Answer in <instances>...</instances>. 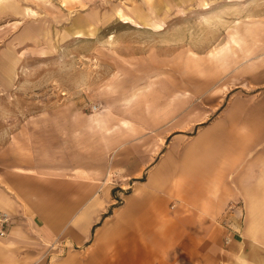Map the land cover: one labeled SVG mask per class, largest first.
<instances>
[{
  "label": "rangeland",
  "instance_id": "rangeland-1",
  "mask_svg": "<svg viewBox=\"0 0 264 264\" xmlns=\"http://www.w3.org/2000/svg\"><path fill=\"white\" fill-rule=\"evenodd\" d=\"M263 93L264 0H0V149L42 126L65 162L133 170L169 127Z\"/></svg>",
  "mask_w": 264,
  "mask_h": 264
},
{
  "label": "crops",
  "instance_id": "crops-1",
  "mask_svg": "<svg viewBox=\"0 0 264 264\" xmlns=\"http://www.w3.org/2000/svg\"><path fill=\"white\" fill-rule=\"evenodd\" d=\"M7 141L0 264H264V93L231 98L192 134L169 127L133 170L65 162L42 126Z\"/></svg>",
  "mask_w": 264,
  "mask_h": 264
},
{
  "label": "built area",
  "instance_id": "built-area-1",
  "mask_svg": "<svg viewBox=\"0 0 264 264\" xmlns=\"http://www.w3.org/2000/svg\"><path fill=\"white\" fill-rule=\"evenodd\" d=\"M8 220H9V216L6 213L3 214V216L0 218V222L1 223H6V222H8ZM0 234L1 235H4L5 234V229L3 227L0 230Z\"/></svg>",
  "mask_w": 264,
  "mask_h": 264
},
{
  "label": "trees",
  "instance_id": "trees-1",
  "mask_svg": "<svg viewBox=\"0 0 264 264\" xmlns=\"http://www.w3.org/2000/svg\"><path fill=\"white\" fill-rule=\"evenodd\" d=\"M208 122V121H207ZM207 122H203V123H201L200 125H204V124H206Z\"/></svg>",
  "mask_w": 264,
  "mask_h": 264
}]
</instances>
